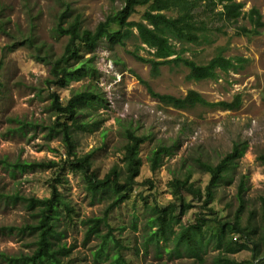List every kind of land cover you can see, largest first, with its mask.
Instances as JSON below:
<instances>
[{"label":"rangeland","instance_id":"1","mask_svg":"<svg viewBox=\"0 0 264 264\" xmlns=\"http://www.w3.org/2000/svg\"><path fill=\"white\" fill-rule=\"evenodd\" d=\"M236 1L243 3V14L235 21H227L219 14L226 0H215V4L200 0L196 12L210 27L209 40L186 44L188 48L182 53L198 63H207L223 50L226 57H243L236 70L218 69L216 77L200 80L188 78L189 68L184 64H163L153 73L149 61L133 53L136 50L140 56L151 57L149 49L141 47L138 37L128 40L124 47L102 38L93 50L80 46L82 57L94 58L99 70L97 78H84L66 87L48 89L44 80L50 66L36 58L33 47L22 39L32 35L39 45L45 44V49L58 56L67 42L65 35L59 36L54 31L62 12L69 21L80 15L82 26L94 29L108 15L120 10L124 0H0V81L3 82L0 160L6 157L11 161L33 162L64 158L65 148L59 136L47 137L45 126L55 118L49 106V92H58L66 102L73 91L92 88L103 101L89 108L86 120L97 122L76 131L75 135L78 155L93 150L92 168L100 177L115 165L123 166L125 128L147 136L140 150L143 165L133 191L127 200L111 210L108 218L114 235L123 244L122 254L129 264H190L192 259L187 255L167 252L166 247L172 248L173 243L165 247L161 242L162 249L156 250L145 241L143 229L149 215L146 204L166 205L174 201L180 212L181 199L172 194L170 181L174 176L183 177L186 170L192 168L191 181L203 189L210 174L198 168L196 160L217 163L236 142L246 145V149L234 168L232 179L218 186L216 198L210 205L214 211L209 212L203 207V201L184 193L188 209L181 220L184 224L193 222L198 212L203 216L233 220L239 205L237 186L245 176L247 190L241 222L243 225L253 222L257 226L254 236L257 238L264 226L261 217L264 163L260 158L264 155V26L252 32H245L243 28H253L247 16L252 8L258 9L264 20V0ZM143 8L139 7L131 19L140 20ZM167 13L176 16L175 10ZM111 27L117 28L118 24L112 23ZM144 81L154 92L175 97H184L194 90L209 104L197 102L183 108L166 104L151 94ZM237 96L240 103L236 107L225 108L216 103L232 102ZM14 117L37 122L38 126L36 129L29 127L25 134L13 132V127L17 126ZM160 145L172 146V151L163 155L162 163L152 172L149 155ZM56 176L54 168L24 169L12 175L0 164V226H20L32 221L23 200L11 201L5 195L19 192L25 196H49L50 183ZM59 176L62 180L58 187L75 210L73 219L64 216L62 219L65 229L68 225L63 242L70 247L64 264H108L109 260L95 261L93 256L100 239L97 236L86 239L82 221L103 215L110 202V193L93 196L82 173L69 166H64ZM147 179L151 182H146ZM134 216H137V229L132 226ZM233 237L239 242L246 240L240 234H233ZM35 238V235L20 234L17 230H0V251L31 252ZM246 244V248L229 256L237 262L251 258L252 243L246 241ZM217 254L218 250L211 245L205 255V264H216Z\"/></svg>","mask_w":264,"mask_h":264},{"label":"trees","instance_id":"2","mask_svg":"<svg viewBox=\"0 0 264 264\" xmlns=\"http://www.w3.org/2000/svg\"><path fill=\"white\" fill-rule=\"evenodd\" d=\"M222 1V0H220ZM223 10L219 14L225 20H237L242 12L243 3L236 0H226ZM215 4V0H209ZM200 0H124L123 7L112 15H108L100 21L94 29L84 28L82 18L76 15L72 20L66 19V13L62 12L57 19L54 31L59 35H65L67 42L63 52L56 56L45 49V44L37 43L33 36L26 37L22 41L35 51L36 58L46 62L49 67V75L44 83L48 89L51 87H66L73 81L84 78L94 80L98 76V68L93 57L84 58L81 56L80 46L87 50L97 47L102 38L126 46L128 40L137 38L141 47H147L151 57H144L133 53L139 59L149 61L153 73L159 71L163 64H184L189 68L188 78L200 80L217 76V70H236L243 61V57H226L223 50L216 53L207 63H198L194 58L189 59L182 55L189 44L202 43L208 41L210 37V27L204 19L199 17L196 9ZM139 7H144L141 19H131L138 12ZM176 11V16L167 12ZM252 29L245 32H252L264 26V20L258 9L252 8L247 13ZM116 23L118 27L112 28L111 24ZM3 22H1V27ZM136 31V32H135ZM15 43V41H14ZM14 46V45H12ZM13 47H11L12 49ZM1 66V64H0ZM147 88L154 96L166 104H171L178 108L201 104H209L198 92L190 90L184 97H175L170 94H159L152 90L145 81ZM3 82L0 81V95L2 94ZM50 110L54 121L45 126L47 137L59 136L65 148V157L61 160L50 159L48 161H11L6 157L0 160V164L9 169L12 175L16 171L24 169L54 168L57 176L50 183V195L45 197L25 196L19 192L13 195H3L11 201L21 199L30 211L32 221L20 226H0V230L11 232L17 230L20 234L35 235L34 247L31 252L7 253L0 251V262L4 264H64V257L69 254L70 247L63 242L66 229L62 225L63 216L73 219L75 212L70 201L62 194L58 184L62 178L59 171L64 166H69L73 170L80 171L85 178L86 187L96 195L108 192L110 202L106 206L103 215L86 218L82 221L85 228L86 239L97 236L100 241L94 252L96 262L109 260L108 264H129L122 254L123 244L113 233V228L108 222L112 209L119 206L133 191L136 178L140 175L143 159L140 154L142 145L147 141V136L138 134L132 128H125V143L122 146L123 166H113L104 176L100 177L98 172L92 168L93 150L85 154L78 155V142L75 132L93 126L97 120L87 121L86 116L90 115V107L97 101L102 103L103 98L94 92L92 88L79 89L72 92V95L64 102L58 92L50 91ZM225 108L236 107L240 103L237 96L232 102H216ZM17 126L13 132L25 134L29 127L36 129L37 122L14 117ZM246 145H233L232 150L222 157L217 163L196 160L198 168L210 174L208 184L202 189L191 181L193 170L188 168L183 177L174 176L170 181L171 192L181 199V211L178 212L177 204L174 201L166 205L155 202L147 205L149 215L145 223L143 232L145 241L155 246L156 250L162 249L161 242L173 243L172 248H167L168 253L173 251L178 255H187L192 259L190 264H205V255L208 248L218 250L214 257L216 264H264V226L262 233L255 238L257 226L249 221L246 225L241 222V214L245 207L244 194L247 190L245 176L240 178L237 186L238 208L233 220H222L221 218L203 216L201 212L195 215L193 222L182 223V215L186 213L188 206L184 200V193L203 201V207L213 212L210 206L216 198L218 186L227 183L232 179V174L238 160L243 156ZM172 146L160 145L153 149L149 155L150 169L156 172L162 163L163 155L170 154ZM264 163V155L260 157ZM146 182H151L147 179ZM262 201L261 217L264 221V197ZM134 229L138 228L137 216L132 222ZM176 226L178 228H176ZM105 229V231H103ZM233 234H240L246 240L237 241ZM246 241L252 243L251 258L235 261L229 254L240 251L247 247Z\"/></svg>","mask_w":264,"mask_h":264}]
</instances>
